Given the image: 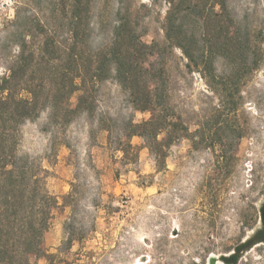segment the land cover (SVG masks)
Here are the masks:
<instances>
[{
	"label": "rangeland",
	"instance_id": "374dc122",
	"mask_svg": "<svg viewBox=\"0 0 264 264\" xmlns=\"http://www.w3.org/2000/svg\"><path fill=\"white\" fill-rule=\"evenodd\" d=\"M45 1L0 0V41L15 12L34 15ZM93 2L94 47L108 41L126 9L147 45L163 44L169 17L191 38L182 43L192 60L169 48L164 65L155 55L144 64L164 67L166 112L180 137L159 167L140 137L130 139L134 150L126 156L117 150L113 140L124 122L149 114L133 111L113 79L99 84L90 117L49 126L44 110L25 122L18 154L41 161L57 200L42 248L57 264H210V256H227L256 226L264 194V0ZM217 35L233 38L231 57L208 53ZM105 118L112 119L110 143L101 130ZM68 233L74 240L65 250ZM236 264H264V242Z\"/></svg>",
	"mask_w": 264,
	"mask_h": 264
},
{
	"label": "trees",
	"instance_id": "16d2710c",
	"mask_svg": "<svg viewBox=\"0 0 264 264\" xmlns=\"http://www.w3.org/2000/svg\"><path fill=\"white\" fill-rule=\"evenodd\" d=\"M66 7L68 19H64ZM94 8L93 0H69L65 6L48 0L41 8H31L34 15L15 12L6 22L0 41V264H37L30 263L31 256L57 264V256L42 248L57 200L47 189L49 172L41 161L18 154L19 129L25 122L35 120L44 110L49 111V126L65 127L79 114L90 117L99 84L113 79L127 94L133 111L149 114L140 123H134L132 117L124 122L113 140L117 150L126 156L134 150L130 139L140 137L159 167L165 161L166 149L180 137L176 118H169L166 112L164 67L148 69L144 64L153 55L163 64L166 54L171 53L169 48L183 50L192 60L182 43L183 39L191 43V38L182 35L175 18L169 17L163 44L147 45L126 9L108 41L94 47ZM209 42L210 55L231 57V48L237 47L232 37L222 41L217 35ZM111 121L101 119V130L108 133L109 143ZM259 211L264 224V203ZM73 240L68 233L65 250H70ZM237 257L234 253L229 260L235 263Z\"/></svg>",
	"mask_w": 264,
	"mask_h": 264
},
{
	"label": "water",
	"instance_id": "95a60500",
	"mask_svg": "<svg viewBox=\"0 0 264 264\" xmlns=\"http://www.w3.org/2000/svg\"><path fill=\"white\" fill-rule=\"evenodd\" d=\"M264 203V194L263 197L261 199L260 202V207L263 205ZM261 227V219H260V211L258 212V222L256 224V226L254 227V229L249 233V235L247 236L246 239H244L242 242H240L231 252L230 254H228L227 256H219V257H215V256H211L210 259V264L215 263L216 261H219L221 263L224 264H236V262L240 259V257L249 249H251L252 247L256 246L257 244H259L260 242H264L262 240H259L258 238H256V235L258 234V229ZM239 248V250H237ZM237 254V260L236 262H232L231 260H229L230 256L232 254Z\"/></svg>",
	"mask_w": 264,
	"mask_h": 264
},
{
	"label": "flooded vegetation",
	"instance_id": "af4514ba",
	"mask_svg": "<svg viewBox=\"0 0 264 264\" xmlns=\"http://www.w3.org/2000/svg\"><path fill=\"white\" fill-rule=\"evenodd\" d=\"M260 219H261V216H260ZM256 238L264 241V224H263L262 219H261V227L258 229V234L256 235Z\"/></svg>",
	"mask_w": 264,
	"mask_h": 264
},
{
	"label": "bare ground",
	"instance_id": "6f19581e",
	"mask_svg": "<svg viewBox=\"0 0 264 264\" xmlns=\"http://www.w3.org/2000/svg\"><path fill=\"white\" fill-rule=\"evenodd\" d=\"M210 259H211V256L209 257ZM210 259H209V261H210ZM210 263V262H209Z\"/></svg>",
	"mask_w": 264,
	"mask_h": 264
}]
</instances>
